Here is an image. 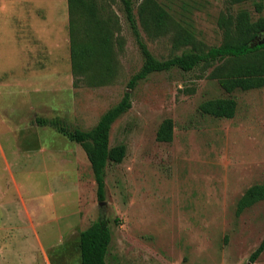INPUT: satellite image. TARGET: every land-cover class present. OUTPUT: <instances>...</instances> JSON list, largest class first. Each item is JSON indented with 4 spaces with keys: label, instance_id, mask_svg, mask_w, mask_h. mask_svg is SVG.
Returning <instances> with one entry per match:
<instances>
[{
    "label": "rangeland",
    "instance_id": "1",
    "mask_svg": "<svg viewBox=\"0 0 264 264\" xmlns=\"http://www.w3.org/2000/svg\"><path fill=\"white\" fill-rule=\"evenodd\" d=\"M141 1L135 14L158 59L221 45L223 15L264 17L253 1L154 0L170 13L168 28L155 36L139 20ZM100 2L118 22L116 69L111 82L90 85L72 70L68 0H0V146L18 180L54 195L48 202L56 219L45 228L60 245L49 252L53 264H80V231L100 217L112 233L107 264H264V252L250 261L264 238V200L237 213L245 191L264 183V87L227 93L211 77L215 66L201 65L151 73L130 89L144 58L122 0ZM182 28L192 42L176 40ZM126 92L132 106L113 123L110 144H125L127 155L107 164L101 205L83 147L36 117L90 130ZM230 96L238 102L234 118L199 110L205 100ZM166 118L175 125L170 142L157 140ZM4 160L0 149L7 177ZM11 262L0 264H26Z\"/></svg>",
    "mask_w": 264,
    "mask_h": 264
},
{
    "label": "trees",
    "instance_id": "2",
    "mask_svg": "<svg viewBox=\"0 0 264 264\" xmlns=\"http://www.w3.org/2000/svg\"><path fill=\"white\" fill-rule=\"evenodd\" d=\"M232 4L249 1L255 3L257 11L263 4L257 0H229ZM127 20L144 58L142 67L128 83L133 89L140 80L151 73L170 71L175 68L190 71L198 66H215L211 77L216 78L227 93L237 90H251L264 87V17L253 19L250 12L241 10L238 14L223 15L219 27L223 29L224 42L208 50L193 46L181 54L168 59H158L143 39L135 14V0H122ZM69 34L72 70L90 85H102L112 81L115 75V38L118 22L114 15L104 11L100 0H68ZM139 20L152 35H160L169 26V11L154 0H142L139 6ZM176 40L185 38L193 41V34L184 28L179 30ZM122 47V45H120ZM132 106L131 94L126 92L122 100L108 109L96 126L90 130L70 129L58 118L36 117L37 124L55 127L70 140L79 143L93 170L97 184V195L105 199V169L109 162L121 163L127 155V146H111L110 134L113 123ZM238 102L234 97H217L203 101L199 110L202 114L217 118H234ZM174 120L166 118L157 132V140L170 142L174 138ZM264 200V183L250 186L241 196L237 213ZM112 233L109 220L100 217L80 231L81 264H107ZM264 252V238L251 254L255 262Z\"/></svg>",
    "mask_w": 264,
    "mask_h": 264
},
{
    "label": "crops",
    "instance_id": "3",
    "mask_svg": "<svg viewBox=\"0 0 264 264\" xmlns=\"http://www.w3.org/2000/svg\"><path fill=\"white\" fill-rule=\"evenodd\" d=\"M0 149L9 172L8 178L6 174L0 175V262L12 263L13 260L25 261L26 264H53L49 252L60 245L52 241L45 228L56 219L52 217L54 209L48 202L54 195L49 193L46 198V193L32 192L24 179L20 181L14 175L1 146ZM60 179L66 182L71 178L62 176ZM74 184V191L77 192L76 180ZM61 188L67 189L66 186ZM66 225L68 229L71 226L68 222ZM14 256L19 259H12Z\"/></svg>",
    "mask_w": 264,
    "mask_h": 264
},
{
    "label": "water",
    "instance_id": "4",
    "mask_svg": "<svg viewBox=\"0 0 264 264\" xmlns=\"http://www.w3.org/2000/svg\"><path fill=\"white\" fill-rule=\"evenodd\" d=\"M100 204H101V205H103V204H105V202H104V201H102Z\"/></svg>",
    "mask_w": 264,
    "mask_h": 264
}]
</instances>
